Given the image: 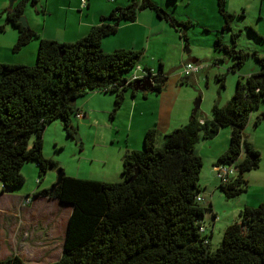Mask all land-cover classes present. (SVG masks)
I'll return each instance as SVG.
<instances>
[{"label":"trees","instance_id":"obj_1","mask_svg":"<svg viewBox=\"0 0 264 264\" xmlns=\"http://www.w3.org/2000/svg\"><path fill=\"white\" fill-rule=\"evenodd\" d=\"M25 1L8 11L7 19L18 30L14 50L39 38L18 21ZM217 6L221 29H230L234 15L226 9V0H217ZM146 9L180 32L192 24L177 20L154 0H128L101 16L100 23L76 41L40 38L33 64L0 63L1 191L24 183L21 168L26 163L36 165L39 183L49 169L57 168L55 161L43 155V132L49 123L60 120L67 136L74 138L77 98L94 91L112 94L115 112L125 92L134 94L137 82L130 78L143 51L105 52L101 43ZM180 37L186 46V34ZM214 47L228 54L233 72L250 55L260 68L236 80L230 99L224 105H212L211 119L201 120L197 109L186 124L166 134L147 129L141 147L124 154L120 180L94 181L64 174L52 191L46 188L33 196L56 199L71 208L61 256L49 264H264V203L245 206L238 220L225 228L214 251L209 248L210 236L204 234L205 207L197 200L202 192V159L195 145L200 138L212 139L220 128L230 127L228 148L215 166L233 165L238 173L227 183L220 180L218 189L227 199L245 192L244 172L257 168L261 155L247 142L243 129L253 111L264 104V56L237 49L235 43L227 45L221 36H216ZM143 68L153 81L147 91L159 93L167 79L162 65L153 73ZM224 77V73L217 75L221 88ZM261 119L257 116L256 123ZM0 264L27 263L13 254L0 259Z\"/></svg>","mask_w":264,"mask_h":264},{"label":"rangeland","instance_id":"obj_2","mask_svg":"<svg viewBox=\"0 0 264 264\" xmlns=\"http://www.w3.org/2000/svg\"><path fill=\"white\" fill-rule=\"evenodd\" d=\"M157 1L163 3L165 10L172 13L177 20L190 21L192 23L187 28H184L188 38L185 46L186 51H190L189 55L199 52L201 59L198 60H204L211 64V68L208 71L212 69L218 74L224 73V87L221 88L211 73H209L208 79H205L204 74L203 76L200 74L198 79L185 83L186 78L181 74L182 68L173 51L169 54L170 60L165 62L164 72L167 73L165 87L155 96L150 92H147L148 95L145 96L144 91H140L138 97L141 102L150 103L149 99L159 96V99H163V103L167 107L180 103L184 106L186 105V109L188 108L189 112H191L195 103H199L198 113L201 114L205 110L210 93L215 87L218 88L220 86L221 95L232 94L237 79L243 80L247 75L259 70L260 67L250 55L237 71H231L229 67L232 60L224 50L214 47V41L216 36H221L223 43L227 45L235 43L237 49H242L249 53L256 51L260 56H264V0H226V9H230L234 17L230 29L223 30L221 29L223 19L218 12L217 0ZM166 3L169 6H166ZM158 20L162 24L166 23L164 19L159 17ZM207 24L210 25L207 26ZM215 24H219L218 29L211 27ZM249 28H252L262 39L251 33ZM232 34H237L234 43ZM157 60L153 63L156 69H158V62H162L161 57ZM213 63L215 66H213ZM125 95L130 98L131 91H128ZM87 99H89L88 102H86ZM75 102L74 105L80 106V108L89 110V107L91 109L89 115L92 118V120H84L85 126L79 127L76 124L77 120L74 117L72 118L73 124H76L77 137L71 138L67 136L60 120L49 123L43 132V155L55 161L58 164L57 168L49 169L39 183L36 165L32 162L24 164L21 168L24 183L16 189H9L10 191L8 192L11 194L7 195L13 198L29 196L33 201L35 194L53 185L57 177L58 168H62L66 175L79 179L94 181L121 179L122 163L120 162V157L117 156L120 148L117 138L121 137L124 139L125 133L118 127L122 125V121L126 120L125 115L127 116L128 114L127 109L130 101L125 99L121 108L116 111L117 115L114 119L110 116L114 107V100L111 94L94 91V93L90 92L77 98ZM185 102L187 104H183ZM208 108L210 110V107ZM262 109L264 110V104L254 110L253 114L257 116ZM223 132H226V139L224 134H222ZM230 132V127L220 128L215 137L212 139L200 138L195 145V153L202 159V168L199 174V185L202 189V201L200 204L205 207V211L201 220L205 229L204 234L210 236L209 248L213 251L220 245L225 228L238 220L239 210L244 208L243 200L247 197L244 192L236 197L227 199L216 188L217 180L212 172V164L214 163H212L211 159L214 158L221 146L223 148V144L224 146L229 144ZM260 148L262 150V159L258 167L245 172L246 178L248 177L246 176L247 173L248 175H254L255 179H251V184L258 191H261L262 185L264 186V148ZM239 162L240 159L237 163ZM236 173L238 171L235 169L233 176ZM212 186L216 189L214 192L209 188ZM210 202L212 207L209 205ZM10 206L8 204L9 208ZM22 206L24 205L21 204L20 207ZM31 206L38 207L37 213L29 212L28 215L24 213L23 216L16 213L17 215L9 214L7 216L8 227L5 229L3 236L6 244L0 241V258L4 259V257L7 258L18 253L27 264H49L61 256L67 220L70 214L69 208H65V206L50 198L36 199ZM41 230L44 231L43 235H40ZM11 237L17 241L15 244L18 251L7 255L10 252V248H12L9 242ZM1 238L2 233L0 232ZM40 241L42 242L41 244H39ZM43 242L47 243L42 245ZM25 243L31 246V250L23 245Z\"/></svg>","mask_w":264,"mask_h":264},{"label":"crops","instance_id":"obj_3","mask_svg":"<svg viewBox=\"0 0 264 264\" xmlns=\"http://www.w3.org/2000/svg\"><path fill=\"white\" fill-rule=\"evenodd\" d=\"M23 1L24 0H16L13 3L12 8L9 9V0H0V63L33 64L36 60L40 38L55 40L58 42L76 41L79 38L85 36L89 32L91 27L98 25L100 23L101 16L107 15L112 9L125 4L128 0H85L84 2H82L81 0H36L35 3H32L31 0H26L23 13L27 18L29 29L36 32L39 38H33L20 49L14 50V45L16 44L18 38V30L7 19L8 11H12L13 9H15V7L21 5ZM154 1L165 8L163 3L157 0ZM166 6H169L168 3H166ZM228 11L230 12V9ZM209 25L210 24H207V26ZM211 27L218 29L219 24H215ZM180 35H182L180 31H177L169 26L167 22L163 24L160 23L157 15H155L154 12L152 13V11L146 9L139 11L137 13L136 19L133 22L120 24L115 34L103 38L101 47L105 52H111L119 48L143 51V56L139 61V65L142 68L148 67L155 70L156 66L153 65V63L157 59H159V57H161L162 62L159 61L158 64L162 65L163 73H165L166 75L167 73L164 72V68L166 65L165 62L167 60H170L169 54L174 51L173 54L176 55L181 68L185 63L191 62V60L193 59H197V63L202 66L201 71H199L198 73L193 74L190 77H184L186 78L185 81L188 82L190 80H196L198 79V76L200 74L201 76H203L204 74L205 79H208L209 73L213 74L215 80L217 81L218 73H216L215 70L212 69L208 71V69L211 68V64L204 60L199 61L198 59H201V54L199 52L191 53L189 55L190 51H186L185 41H183ZM213 66H215L214 63ZM219 87L220 86H218V88L215 87L214 90L210 93L211 95L209 97V101L205 105V110H203L201 114L198 113L201 120L211 119V107L215 102H217L219 105H224L232 96L233 92L232 94L221 95ZM127 92H125V94ZM139 92L140 91H134V94L131 92L130 98L126 97V95L124 94V101L125 99H128L130 101V104L127 109L128 114L127 116L125 115L126 120L122 121V125L118 127L121 128L125 133L124 139L121 137L117 138V142L119 143L120 147L117 156L120 157L121 163L125 153L131 150L139 149L141 147L143 136L147 129L156 128L161 135L166 134L179 126L186 124L193 114V108L191 112H189L188 108L186 109V105L184 106L180 103H175L172 107H167L163 103L164 100L159 99V96L155 97L154 99H149L150 103H145V101L141 102L138 97ZM147 92L149 91H144L145 96L148 95ZM157 94L153 95L155 96ZM88 101L89 99L86 100V102ZM183 104L187 103L185 102ZM75 107L81 114L80 117H74L77 120V126H85L84 120H92L89 115L91 109L89 107V110H86V108H80V106ZM208 107H210V110ZM262 113H264L263 109L257 116H261ZM116 115L117 112H113L112 110L110 116L114 119ZM257 116H255V114L253 113L251 114L246 126L243 129V133L247 142H249L256 150L260 151L261 161L262 150L260 147L264 148V117H262V119L258 123H256ZM222 134H224L226 139V132H223ZM228 145L229 144H225L224 146L223 144V148L221 146L217 154H215L214 158L211 159L212 163H214L212 164V172L217 180L216 188H218L220 179L217 176V171L215 169L217 166H215V164L217 163V160L222 155V153L226 151ZM243 156L244 152L241 153L239 159L241 160ZM246 176L248 177H245L244 172V178L247 181V188L245 190L247 197L243 200L244 207L257 206L261 203H264V186L262 185L261 191H258V189L256 187H252L251 184V179H255L254 175H248L247 173ZM209 188L213 192L216 190L214 186ZM7 194L11 193L3 192L0 190V232L2 233V238L0 239V241L3 243H5L3 238L5 229L8 227L6 221L7 216L9 214H21V216H23L24 213H26L27 215L29 212L37 213L38 207H34L31 205L35 202L36 199L48 198L45 196L33 197V201L31 200V203L20 207L22 200L27 196H25L24 198H13ZM8 204L11 205L10 208L8 207ZM58 204L61 203L58 202ZM210 204L212 205L211 202ZM62 205L65 206V208H69V213L71 212V208L69 205ZM241 210L242 209H240L239 212ZM43 232L44 231L41 230L40 235H43ZM9 242L11 243L12 248H10V252H8L7 255H9L11 252L17 253L18 250L15 244L17 243V241L11 237L9 239ZM41 243L42 242L40 241L39 244ZM45 243L47 242H43L42 245H44ZM23 245L29 247L31 250V246H28L27 243Z\"/></svg>","mask_w":264,"mask_h":264},{"label":"built area","instance_id":"obj_4","mask_svg":"<svg viewBox=\"0 0 264 264\" xmlns=\"http://www.w3.org/2000/svg\"><path fill=\"white\" fill-rule=\"evenodd\" d=\"M81 1L84 2L85 0H81ZM201 69L202 66L199 63L188 62L182 66L181 74L184 75V77H190L191 75L201 71ZM150 72L153 73L154 72L153 69H151ZM148 77H151V74L149 72H146L140 65H137L134 69V72L131 75L130 80L133 82H140ZM77 116L80 117L81 114L77 112ZM215 169L217 171L218 178L223 183H227L235 171V167L233 165H226V164L219 165ZM31 200L32 198L27 196L22 200L21 204L28 205L29 203H31ZM197 200L201 201L202 198L198 197Z\"/></svg>","mask_w":264,"mask_h":264},{"label":"water","instance_id":"obj_5","mask_svg":"<svg viewBox=\"0 0 264 264\" xmlns=\"http://www.w3.org/2000/svg\"><path fill=\"white\" fill-rule=\"evenodd\" d=\"M16 0H9V9L12 8V5L13 3L15 2ZM25 4L26 2L24 3V5L22 6V12L24 11V7H25ZM18 21L22 24L23 27H25L27 30L29 29V25H28V22H27V18L26 16L24 15V13H22V15L18 18ZM185 33V29H182L181 31V34H184ZM191 62L193 63H196L197 62V59H193L191 60ZM149 80V78L147 79H143L142 81L140 82H137V84L135 86H133L134 88V91H146L148 90L152 84L147 81ZM199 102V101H198ZM199 107V103H195V106L193 107V113H195V111L198 109ZM262 117H264V113L261 114ZM78 134L75 135V137H77ZM78 140H80L78 138ZM64 171L63 169L61 168L60 170L58 169L57 170V177H56V180L55 182L53 183V185L49 188L50 191H52L55 186L59 183L60 181V178L64 175ZM67 230V228H66ZM66 234V233H65Z\"/></svg>","mask_w":264,"mask_h":264},{"label":"flooded vegetation","instance_id":"obj_6","mask_svg":"<svg viewBox=\"0 0 264 264\" xmlns=\"http://www.w3.org/2000/svg\"><path fill=\"white\" fill-rule=\"evenodd\" d=\"M192 63H193V62H192ZM196 63H197V62H196ZM148 78H149V80H147V81H149V82L152 84V82H153V81H152V78H151V77H148ZM148 78H147V79H148ZM146 91H147V90H146Z\"/></svg>","mask_w":264,"mask_h":264}]
</instances>
